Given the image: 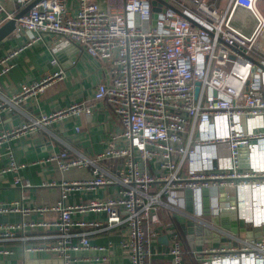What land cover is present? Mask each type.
Returning <instances> with one entry per match:
<instances>
[{"label": "built area", "instance_id": "obj_1", "mask_svg": "<svg viewBox=\"0 0 264 264\" xmlns=\"http://www.w3.org/2000/svg\"><path fill=\"white\" fill-rule=\"evenodd\" d=\"M11 1L17 9L6 12L0 26L35 0ZM76 1L75 14L64 0H39L15 19L14 29L0 42L5 49L0 78L10 72L15 58L47 36L55 37L52 66L58 64L55 53L67 45L85 51L106 65L107 80L97 86L94 100L104 101L120 126L113 139L128 144L110 143L92 158L70 157L65 151L48 156L44 162L59 171L88 168L93 178L44 183L60 188L53 204L0 202V216L18 217L0 222V258L12 253L5 245L19 243L26 255L45 252L69 262L71 252L94 248L92 234L125 226L128 234L120 244L130 264H148L164 210L238 242L206 244L198 264H264V13L259 0H226L222 7L219 0ZM238 11L242 18L235 20ZM62 73L48 72L22 84L18 93L0 101V117L62 79ZM81 115L89 120L90 104L41 113L0 132V145ZM21 168L9 152L0 175L16 173L14 186L26 191L32 186L17 175ZM114 184L120 189L113 196L65 204L68 192L77 187ZM204 205L210 219L218 217V225L203 219ZM76 213L105 219L74 220ZM45 214L55 217L31 218ZM233 221H243L244 231L237 225L233 233ZM254 228L261 230L248 236ZM28 242L34 244L26 246ZM182 246L178 233L172 234L171 264H184Z\"/></svg>", "mask_w": 264, "mask_h": 264}, {"label": "crops", "instance_id": "obj_2", "mask_svg": "<svg viewBox=\"0 0 264 264\" xmlns=\"http://www.w3.org/2000/svg\"><path fill=\"white\" fill-rule=\"evenodd\" d=\"M70 14L77 11L76 0H64ZM103 0H100L102 3ZM211 2V0H207ZM226 1V0H225ZM225 1L223 3H225ZM221 0L218 1L220 6ZM224 5V4H223ZM258 6L264 13L262 0ZM0 23L6 12H14L17 7L11 0H0ZM221 7V6H220ZM242 11H238L235 20L242 18ZM239 26L238 21L235 23ZM249 32V30L247 31ZM54 36H47L44 41H39L29 49L23 51L12 63L13 67L6 76L0 78V101L9 99L13 94L20 91L24 83L39 80L48 72L62 70V79L51 82L43 92L32 98H28L16 105L15 108L1 113L0 132L17 127L29 122V119L39 116L41 113H51L55 110L67 108L73 103L90 104L91 115L89 120L84 116L63 117L51 125L29 132L16 138H11L0 145V171L7 166L8 153L10 152L21 169L17 175L26 179L32 188L21 191L14 186L16 173L7 172L0 175V202L22 201L23 205L31 206L37 204H53L60 196L59 187H43L44 183L59 185L63 181L68 183L87 181L93 178L88 168H74L66 172L59 171L53 164L44 162L53 153L65 151L70 157L79 155L92 158L102 154L110 143L118 147L127 146V141L114 140L115 134L119 133L120 126L109 106L102 100H94L97 86L106 82L107 74L105 63L90 57L85 51L64 53L58 64L50 65L52 53L50 46ZM4 46L0 44V56L4 53ZM100 166L107 172L110 168L107 163ZM120 189L119 184L109 186H98L89 189L87 186H80L68 192L66 205H79L92 198H104L115 195ZM23 194V198H22ZM54 214L33 215L32 219H53ZM160 231L157 239L151 243L150 251L152 256L148 264H171L169 251V239L172 234L178 233L182 239V250H184V264H198L203 258V251L208 247H197L193 252L184 240L186 223L180 220L173 213L160 211ZM17 216H0V222L13 221ZM74 220H100L105 216L102 214H79L73 215ZM165 224V229L163 228ZM168 224L169 226L167 227ZM224 226V222H223ZM127 227L119 226L105 231L94 233L90 236L89 242L94 247L89 250H82L70 253V261L65 262L62 257L56 254L38 252L24 254L23 245L13 243L5 245L12 253L4 260L0 258V264H130L125 251L121 247V241L127 237ZM167 236V243L162 244L159 238ZM264 236V228L262 230ZM243 236V235H242ZM76 241V239L74 240ZM230 244L238 246V242H228L221 239V245ZM34 242H28L30 246ZM103 247V250L97 248ZM9 256H13L9 258Z\"/></svg>", "mask_w": 264, "mask_h": 264}, {"label": "water", "instance_id": "obj_3", "mask_svg": "<svg viewBox=\"0 0 264 264\" xmlns=\"http://www.w3.org/2000/svg\"><path fill=\"white\" fill-rule=\"evenodd\" d=\"M39 0H35L33 2H31L30 4H28L26 7H24L19 13H17L15 15V17L11 20H8L7 22H5L4 24H2L0 26V42L10 33L12 32V30L14 29V25H15V19L23 16L24 14L27 13V11L34 6ZM153 11H157L156 9H153ZM79 48L73 46V45H67L63 48H61L60 50H58L55 53V57L57 59H61V56L66 52L69 54H73V52L79 51ZM197 90V89H196ZM196 93V92H195ZM203 193L205 194V192L203 191ZM203 213H204V220L205 221H210L212 222L214 225H218L219 221H218V217H214L212 219H210L208 217V209L207 206L204 205L203 208ZM181 220V219H180ZM183 223H184V219H183ZM185 224V223H184ZM193 224L195 225V229L192 228ZM240 227V231H244L243 227V221H238V223H236L235 221L230 223V230L235 233L236 232V226ZM186 231L184 232V240L186 241V243L188 244V247L190 248L191 251H195L197 247H203L206 244H212V246L216 247L220 240L222 239L221 236L217 233H211V230L207 227H205L204 225H202L201 223H194V222H188L186 225ZM261 229L260 228H254L253 232L249 231L246 234L248 236H252L253 233L255 232H259ZM213 237L212 241L210 240V238ZM159 242L162 244H166L167 243V236H162L159 239Z\"/></svg>", "mask_w": 264, "mask_h": 264}, {"label": "rangeland", "instance_id": "obj_4", "mask_svg": "<svg viewBox=\"0 0 264 264\" xmlns=\"http://www.w3.org/2000/svg\"><path fill=\"white\" fill-rule=\"evenodd\" d=\"M224 1H225V0H221V3H220V6H221V7L223 6V4H224L223 2H224ZM262 5L264 6V0H262ZM220 6H219V7H220ZM225 69L228 70V69H229V65H227V66L225 67ZM12 257H13V256H9V258H12Z\"/></svg>", "mask_w": 264, "mask_h": 264}, {"label": "trees", "instance_id": "obj_5", "mask_svg": "<svg viewBox=\"0 0 264 264\" xmlns=\"http://www.w3.org/2000/svg\"><path fill=\"white\" fill-rule=\"evenodd\" d=\"M182 253H183V255H184V250H182Z\"/></svg>", "mask_w": 264, "mask_h": 264}]
</instances>
